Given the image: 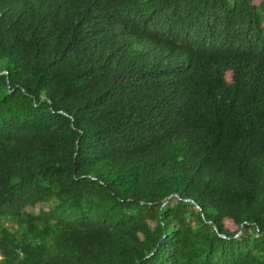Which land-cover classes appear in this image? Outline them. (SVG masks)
<instances>
[{
  "label": "trees",
  "instance_id": "16d2710c",
  "mask_svg": "<svg viewBox=\"0 0 264 264\" xmlns=\"http://www.w3.org/2000/svg\"><path fill=\"white\" fill-rule=\"evenodd\" d=\"M0 264H264V0H0Z\"/></svg>",
  "mask_w": 264,
  "mask_h": 264
}]
</instances>
